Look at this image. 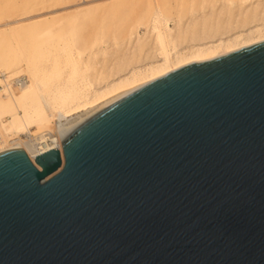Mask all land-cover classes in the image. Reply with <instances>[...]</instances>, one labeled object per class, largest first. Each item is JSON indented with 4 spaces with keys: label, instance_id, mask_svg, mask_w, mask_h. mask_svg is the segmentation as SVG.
<instances>
[{
    "label": "water",
    "instance_id": "1",
    "mask_svg": "<svg viewBox=\"0 0 264 264\" xmlns=\"http://www.w3.org/2000/svg\"><path fill=\"white\" fill-rule=\"evenodd\" d=\"M0 153V264H264V41Z\"/></svg>",
    "mask_w": 264,
    "mask_h": 264
},
{
    "label": "bare ground",
    "instance_id": "2",
    "mask_svg": "<svg viewBox=\"0 0 264 264\" xmlns=\"http://www.w3.org/2000/svg\"><path fill=\"white\" fill-rule=\"evenodd\" d=\"M63 1L0 0V14L17 17L0 23V27L11 29L21 20L32 18L31 14ZM162 1L159 0L157 8ZM258 2L253 6L221 8L214 13L218 19L214 20L210 14L202 17V21L201 18L194 20L188 26L176 21L173 26L165 20L158 22L157 16H154L148 28L154 30L153 37L159 51L144 62L128 67L118 66L113 77H103L98 85H94L83 73L85 78L82 85L68 79L43 93L41 82L43 84L44 80L39 78L37 70L29 69L28 80L16 76L17 85H14L9 77L17 71L4 62L0 68V153L22 148L35 162L37 155L53 148L60 151L64 164L62 137L77 124L186 64L207 61L226 52L263 42L264 22L257 19L264 13V0ZM115 9L112 10L113 14L117 11ZM132 9L135 10L134 7ZM154 13L157 14L158 9ZM133 35L131 30L130 36ZM188 38L190 40L181 45ZM17 60L19 55L14 58L18 63ZM75 72L74 66L71 74ZM54 74L60 77L61 71L54 68L49 76ZM15 86L18 88L14 89ZM75 114L78 119L70 121L69 117Z\"/></svg>",
    "mask_w": 264,
    "mask_h": 264
},
{
    "label": "rangeland",
    "instance_id": "3",
    "mask_svg": "<svg viewBox=\"0 0 264 264\" xmlns=\"http://www.w3.org/2000/svg\"><path fill=\"white\" fill-rule=\"evenodd\" d=\"M158 3L159 0H64L46 7L11 29L0 27V68L6 62L17 71L9 77L14 85L16 76L28 80L29 69L37 70L44 80L43 93L68 79L82 85L83 73L98 85L103 77H113L118 66L144 62L159 51L154 30L148 28L154 16L158 22L165 20L173 26L176 21L188 26L210 14L216 20L214 13L224 7L259 4L258 0H164L157 8ZM113 8L117 10L114 14ZM8 15L0 14V23L14 17ZM257 20L264 22V13ZM16 55L18 63L14 61ZM74 66L76 72L72 75ZM54 68L61 71L60 77L49 76ZM74 119H78L77 114L69 117L70 121Z\"/></svg>",
    "mask_w": 264,
    "mask_h": 264
}]
</instances>
